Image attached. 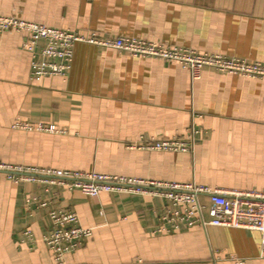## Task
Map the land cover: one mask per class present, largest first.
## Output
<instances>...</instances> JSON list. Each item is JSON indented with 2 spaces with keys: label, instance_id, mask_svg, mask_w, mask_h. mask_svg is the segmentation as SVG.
<instances>
[{
  "label": "crops",
  "instance_id": "crops-1",
  "mask_svg": "<svg viewBox=\"0 0 264 264\" xmlns=\"http://www.w3.org/2000/svg\"><path fill=\"white\" fill-rule=\"evenodd\" d=\"M0 16L264 66V0H0ZM25 36L0 33V166L264 190L263 78L206 67L192 80L175 61L76 43L66 75L36 82ZM190 135V152L140 148ZM26 175L0 168V264H264L255 231L161 229L164 198L88 197ZM57 209L92 230L61 262L43 241Z\"/></svg>",
  "mask_w": 264,
  "mask_h": 264
},
{
  "label": "built area",
  "instance_id": "built-area-1",
  "mask_svg": "<svg viewBox=\"0 0 264 264\" xmlns=\"http://www.w3.org/2000/svg\"><path fill=\"white\" fill-rule=\"evenodd\" d=\"M7 30L25 33L23 49L30 55L29 74L36 82L46 76L66 75L70 69L73 47L76 43H89L103 49H115L136 58L175 61L188 71L192 80L198 79L202 69L206 67L220 72L264 79V66L259 62L250 63L242 59L221 57L218 54H203L175 46L167 47L141 39L128 37L103 39L95 34L83 37L73 31L51 28L43 23L0 16V33ZM15 126L31 128L26 123H16ZM38 128L54 129L51 126L45 128L40 124ZM194 144L195 138L190 135L185 138L150 139L141 144L140 148L173 153L190 152ZM0 168L9 172H18L20 175L27 174L23 177L19 176V179L26 178L29 181L64 186L70 191L78 190L88 197L98 196L103 192H116L164 198L170 203L171 208L161 217V229H164L163 225L167 224L170 230L177 229L180 224L187 227L199 224L202 227L213 225L252 230L261 238L260 255L264 258V190H222L197 184L194 181L181 183L129 179L95 172H68L58 169L21 170L2 165ZM201 197L208 199L209 206L201 203ZM205 212L207 219L204 218ZM49 217L52 229L47 236L43 237V241L53 252L57 262H61L64 255L73 252L81 241L92 235L90 228L80 225L76 212L64 209L51 210Z\"/></svg>",
  "mask_w": 264,
  "mask_h": 264
}]
</instances>
